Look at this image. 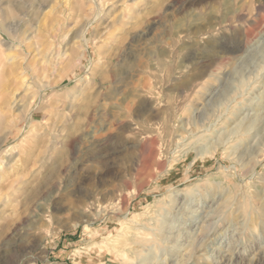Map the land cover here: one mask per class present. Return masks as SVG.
<instances>
[{"label": "rangeland", "instance_id": "374dc122", "mask_svg": "<svg viewBox=\"0 0 264 264\" xmlns=\"http://www.w3.org/2000/svg\"><path fill=\"white\" fill-rule=\"evenodd\" d=\"M140 2L0 0V264H264V0Z\"/></svg>", "mask_w": 264, "mask_h": 264}, {"label": "bare ground", "instance_id": "6f19581e", "mask_svg": "<svg viewBox=\"0 0 264 264\" xmlns=\"http://www.w3.org/2000/svg\"><path fill=\"white\" fill-rule=\"evenodd\" d=\"M94 1H96V0H94ZM137 1H138V0H137ZM140 1H141V0H139V2H140ZM94 3H95V2H94ZM135 3H136V2H135ZM135 3H134V4H135ZM137 3H138V2H137ZM140 3H141V2H140ZM124 4H125V3H124ZM141 4H142V3H141ZM96 5L99 7V4H98L97 2H96ZM139 5H140V4H139ZM14 6H15V5H14ZM102 6H103V5H102ZM127 6H128V5H127ZM129 6L131 7V5H129ZM130 7H129V8H130ZM137 7H138V6H137ZM137 7H136V8H137ZM127 8H128V7H126V10H127ZM104 9H105V8H104ZM128 10H129V9H128ZM128 10H127V11H128ZM136 10H138V9H136ZM4 11H5V10H4ZM103 11H104V10H102V8H100V7L97 9V13L94 14L95 16L93 15L94 17H93V19L88 23L87 28H88V27H91L95 22H97V21L100 19V17H101V15H102ZM127 11H126L125 13H127ZM132 12H133V9H132ZM128 13H129V12H128ZM134 13L136 14V12H134ZM129 14H130V13H129ZM1 16H2V15H1ZM4 17H5V14H4ZM31 17H32V16H31ZM124 17H125V16H124ZM1 18H2V17H1ZM3 25H4V24H3ZM5 25H6V24H5ZM8 27H9V26H8ZM5 28H7V26H5ZM9 29H10V27H9L7 30H9ZM17 29H18V28H17ZM12 31L14 32L15 29L12 30ZM13 32H12V33H13ZM15 32H16V31H15ZM12 36H13V35H12ZM14 36H15V35H14ZM17 38H18V37H17ZM15 39H16V38H15ZM16 40H17V39H16ZM0 43H1V42H0ZM6 47H7V46H6ZM223 47H224V46H223ZM223 47H222V48H223ZM8 48H10V49H14L15 47L12 48L11 46H9ZM225 49H226V48H225ZM227 49H228V48H227ZM234 49H235V48H234ZM231 51H234V50L232 49ZM9 59L12 60L13 57H10ZM16 59H17V58H16ZM197 114H199V113H197ZM249 118H250V117H249ZM197 120H198V122H200V121L202 120V119H201V115H198V116H197ZM185 131L188 133L189 129H186ZM6 204H7V202H6ZM6 207H7V206H6ZM2 209H3V208H2ZM2 209H1V210H2ZM210 216H211V215H210ZM261 216L263 217V220H264V212H261ZM211 217H212V216H211ZM203 227H204V226H203ZM203 229H204V228H203ZM203 229H202V230H203ZM204 230H205V229H204ZM201 232H202V231H201ZM203 232H204V231H203ZM205 233H206V232H205ZM28 235H29V234H28ZM208 235H209V234H208ZM206 236H207V235H206ZM208 238H209V236H208ZM199 239H200V238H199ZM205 239H206V237L204 236V240H205ZM193 241L196 242L195 240H193ZM199 241H202V240H199ZM203 242H204V241H203ZM205 242H206V240H205ZM205 242H204V243H205ZM196 243H198V240H197ZM196 243H194L193 245L195 246ZM201 243H202V242H200V244H201ZM204 243H202V244H204ZM200 244H199V246L202 247V246H205L207 243H206L205 245H200ZM189 245H190V244H189ZM193 245H192V246H193ZM189 247H190V246H189ZM195 247H196V246H195ZM197 247H198V246H197ZM192 250L194 251V249H192ZM196 250H197V252H196V251H195V252L198 253V255L200 254L201 251H203V250H201V248L199 249V247L196 248ZM106 251H107V250H106ZM195 252H194V254H195ZM202 254H203V253H202ZM195 255H196V254H195ZM204 255H205V254H204ZM204 255H203V256H204ZM200 256H201V255H200ZM184 257H185V256H184ZM186 257H187V254H186ZM189 257H190V256H189ZM189 257H188V260H190V258H191V257H190V258H189ZM193 257H195V256H193ZM196 258H197V257H196ZM198 258H201V257H198ZM198 258H197V261H198ZM203 258H204V257H203ZM181 259H182V258H181ZM185 260L188 261L187 258H185ZM191 260H193V258H192ZM197 261H196V262H197ZM181 262H182V261H181ZM199 262H200V259H199ZM197 263H198V262H197Z\"/></svg>", "mask_w": 264, "mask_h": 264}]
</instances>
